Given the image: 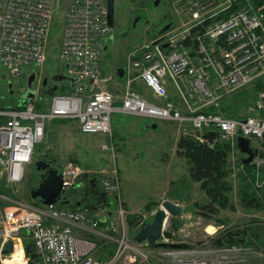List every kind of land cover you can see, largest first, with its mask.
Masks as SVG:
<instances>
[{
	"label": "built area",
	"instance_id": "1",
	"mask_svg": "<svg viewBox=\"0 0 264 264\" xmlns=\"http://www.w3.org/2000/svg\"><path fill=\"white\" fill-rule=\"evenodd\" d=\"M170 5L173 26L128 55L126 88L117 105L111 91L116 76L103 65L111 32L107 0H69L59 64L77 82L73 88L67 86V94L53 97L46 109L28 104L24 109L0 110V174L8 183L24 181L35 148L45 138L47 122L57 119L77 121L83 134L104 136L107 142L102 149L114 159L113 117L117 114L189 126L196 131L195 139L208 145L214 143L203 133L215 132L217 141L229 144L233 153L239 136L260 149L264 141V2L171 0ZM56 15L53 0H0V70L20 80L34 67L42 78ZM138 82L161 104L137 93L134 84ZM240 92L246 95L245 117L210 112ZM60 173L64 196L82 190L86 177H97L113 201L116 217L94 216L87 204L73 209L14 201L0 208L1 256L5 245L19 241L22 232L29 234L38 264H227L235 262L236 253L248 250H162L138 243L127 225L119 171L105 176L69 162ZM110 243L115 244L112 256L98 259L100 249Z\"/></svg>",
	"mask_w": 264,
	"mask_h": 264
},
{
	"label": "rangeland",
	"instance_id": "2",
	"mask_svg": "<svg viewBox=\"0 0 264 264\" xmlns=\"http://www.w3.org/2000/svg\"><path fill=\"white\" fill-rule=\"evenodd\" d=\"M156 2L157 0H116L115 17L119 23L123 24L118 30L119 33L124 31L126 26L139 15H141L142 20L139 23L136 35H132L126 40L119 39L118 42H109L108 50L104 56V68L107 72L114 74L120 68H123L127 64L128 54L139 45L147 42L149 37L157 32L152 26L163 14L170 12V0H162L159 5ZM55 4L57 5V27L53 28L51 32L48 62L41 73L43 79L51 76L54 70L58 68L57 59L61 48L64 20L69 0H55ZM116 29L110 32V35L116 33ZM35 70L36 68L32 67L26 73L28 76L26 75L24 79L20 80L13 79L3 70H0V110H13L16 106H19L21 103L20 97L27 89L30 72ZM43 79L33 86V89L38 90L39 94L32 103L44 109L51 102V98L44 97L39 90ZM66 84L67 82L60 84L58 94L68 93L69 90L64 88ZM234 97L232 95L231 99L238 105L234 104L242 110V114H247L244 102L242 104L241 101H235ZM117 115H114L113 119L115 127L117 123L122 124V121L119 120L135 121L141 119L123 115L119 117ZM141 120L146 121L147 125L150 124V120ZM49 125L50 122H47L46 137L42 143L36 146L32 163L26 170L24 181L18 185H12L7 182L5 177L0 175V208L11 206L14 201L29 202L31 200V190L37 187L40 181L35 163L38 161L43 162L48 158L58 167L68 162H74L84 166V169L90 173H103L105 176H110L115 170L119 171L124 207L127 212V225L132 237L137 235L145 224L152 223L157 211L164 207L165 201H172L181 205L185 208V213L179 218L181 226L174 231L171 230L172 227L170 226L172 216H169L162 240L166 242H173L174 240L173 243L188 245L190 248L186 249L189 250H215L216 247L212 244L211 237L219 234V227L221 230L227 231L229 228L245 229L252 226H264V213L247 212L239 202V177L242 171V160L245 156L238 152L231 155V168L234 173L231 177L234 187L231 199L235 210H221L219 215L211 219H207L201 214L200 207L207 205L209 200L200 184L192 179L189 163L177 154L176 144L178 138H181L183 132L187 129L186 127L178 126V134L173 135V131L160 126L154 137L145 139L146 142H143L144 140L140 138L143 131L140 132L136 127H131L130 131L126 130V132L115 130L116 155L114 159L111 152L103 151L104 140L89 139L82 136L74 120L61 119L59 122H54L51 127ZM118 137H125V141H119ZM154 140L156 146L152 149L143 148V143L149 144ZM260 150L264 152V148L260 147ZM254 164L263 167L264 154L258 157ZM104 207L113 210V214H116V209H113V207L108 205ZM97 211L96 216H99L101 210L97 209ZM101 215H104V213H101ZM219 218L225 221L224 226H218L217 221ZM170 230L173 232V238L166 235V232ZM25 238L28 241V237L24 233L21 236L20 242L22 243H18L21 247L28 244L23 241ZM258 238L255 244L247 247L248 250L239 251L234 255V259H236L234 263L227 264H264V232L261 234V240ZM23 254L24 258L28 259L24 249ZM6 259L0 254V264H6ZM26 259L24 260L26 261ZM156 259L159 258L156 257ZM26 264H28V261H26ZM162 264L168 263L164 262Z\"/></svg>",
	"mask_w": 264,
	"mask_h": 264
},
{
	"label": "trees",
	"instance_id": "3",
	"mask_svg": "<svg viewBox=\"0 0 264 264\" xmlns=\"http://www.w3.org/2000/svg\"><path fill=\"white\" fill-rule=\"evenodd\" d=\"M264 0H256L259 4ZM238 97V98H236ZM244 92L238 93L235 96V101H243L246 99ZM239 99V100H237ZM233 100H224L218 108H212L210 112L219 113L226 118L240 119L245 117L242 114V110L238 108V104ZM245 105V104H244ZM241 106V105H239ZM37 109L42 110L41 106H37ZM15 109H22V107L16 106ZM204 137L213 142L214 145H208L206 143H200L194 137V135H183L177 145V154L180 157H184L190 163V173L192 179L199 183L201 189L205 192L209 203L201 208V214L207 219H211L220 214L221 210H235L232 203L231 195L234 187L231 181L233 170L231 168V155L232 147L220 141H217V134L215 132L205 131ZM264 148V141L261 143ZM259 154L262 152L259 149ZM243 165V164H242ZM240 188L238 191L239 202L243 209L247 212L256 211L264 213V166L258 167L254 163L243 165V170L239 177ZM78 194V193H77ZM81 197L80 202L82 204L88 203L92 209H99L105 205H109V198L100 189L98 184L86 182L83 191L78 194ZM78 202V201H77ZM76 202V203H77ZM70 207L61 206L60 208ZM71 208L77 209L76 206ZM171 230H177L181 226L179 218L172 217L170 220ZM218 226H224L226 224L224 220L218 219ZM166 232V235L172 236V231ZM264 232V226H252L245 229L229 228L227 231H220L219 234L212 238V244L216 248H245L251 246L259 240H261V234ZM25 243H31L25 238ZM115 244H108L107 248H112L114 252Z\"/></svg>",
	"mask_w": 264,
	"mask_h": 264
},
{
	"label": "water",
	"instance_id": "4",
	"mask_svg": "<svg viewBox=\"0 0 264 264\" xmlns=\"http://www.w3.org/2000/svg\"><path fill=\"white\" fill-rule=\"evenodd\" d=\"M115 2L116 0H108V24L111 29L115 27ZM160 0L156 3L159 5ZM141 16H138L134 19V26H136L141 21ZM169 27L162 29L159 34H163L168 30ZM66 69H69V65L66 66ZM120 78L124 77L123 69L119 70ZM37 75L36 72H33L27 80V92L22 96V101L20 107L25 108L27 103L34 100L37 95V92L33 90V86L36 82ZM50 80L55 83V86L50 89L46 95L53 97L58 91V84L66 81L72 83V87L75 86L76 80L68 77L65 74L52 75ZM49 78H45L42 87L45 89L48 85ZM12 86V85H11ZM159 124L154 123L151 127L152 129H157ZM238 148L240 152L247 156L243 159V163L248 165L253 162V160L259 155L258 150L254 149L251 145V141L244 137H238ZM44 162L36 163L38 171L43 170L44 173L40 177V181L37 187L32 188L31 197L33 200L40 202L42 205H58V204H67L70 205V201H65L63 196V178L58 169L51 167L50 164H46V167L41 168L40 164ZM45 164V163H44ZM80 204H78L79 206ZM161 208L154 216V219L151 224H145L141 231L136 235L135 239L139 243L147 242L153 248H163V249H182L187 248L188 246L182 243H164L161 242L164 227L168 221L169 215L175 218H181L185 213V208L179 204H176L172 201H165ZM26 255L31 257V264L35 261L38 262V256L34 252L33 245L27 244L24 247ZM15 252L14 243L8 242L5 246V255H12Z\"/></svg>",
	"mask_w": 264,
	"mask_h": 264
},
{
	"label": "crops",
	"instance_id": "5",
	"mask_svg": "<svg viewBox=\"0 0 264 264\" xmlns=\"http://www.w3.org/2000/svg\"><path fill=\"white\" fill-rule=\"evenodd\" d=\"M54 2H55V0H53ZM125 88H126V83H125V79H123V78H120V77H117V79L113 82V83H111V91H112V93L115 95V97H116V104L117 105H121V99H120V97L122 96V94H123V92H124V90H125ZM134 89H135V91L137 92V93H139V94H141L142 96H144L145 98H147L149 101H151V102H153V103H161V100H159V99H157V98H155L152 94H151V92L149 91V89L148 88H146L143 84H142V82H138V83H136V84H134ZM172 96H173V93L171 92L170 93ZM117 116H119V117H121L122 115H117ZM114 119V118H113ZM142 119V118H141ZM141 119H137V120H135V121H123V120H119V121H122V124L121 123H117L116 124V127H115V125H114V120H113V127H114V131L115 130H118V131H123V132H126V130H129L131 127L133 128V127H136L138 130H140V132L141 131H143V133H141L142 134V136H140V138H142V140H144L143 142H146V140L145 139H147V138H150V139H152L153 137H154V135H155V133H156V131H158L159 130V127L160 126H164V127H166L167 129H169V130H171V131H173L174 132V134L173 135H177L178 133V131H179V125L177 124V123H174V122H161V123H159V126H158V130L157 129H152L151 127H149V126H151L152 125V123L150 122V124L149 125H147V122L146 121H142ZM61 119H57V120H54V121H50V127L54 124V122H56V121H60ZM116 120H117V118H116ZM144 120V119H143ZM75 121V120H74ZM52 122V123H51ZM75 123H77V125H78V127H79V123L77 122V121H75ZM147 125V126H146ZM179 126V127H178ZM47 127L48 126H46V131H47ZM49 127V128H50ZM79 131H80V127H79ZM130 131V130H129ZM80 133H81V135L82 136H84V137H86V138H92V139H102V140H104L105 141V138L103 137V136H100V135H86V134H83L81 131H80ZM115 134H116V131H115ZM127 134V133H126ZM46 135V134H45ZM46 137V136H45ZM125 137H122V138H119L118 137V140L120 141V140H122L123 142L125 141V139H124ZM179 140H180V138H178V141H177V144L176 145H178V142H179ZM155 140L154 141H152V142H150L149 144H146V143H143V148L144 149H147V150H149V149H152L154 146H156L155 145ZM159 143V142H158ZM117 144V143H116ZM232 155H234V154H232ZM180 157V156H179ZM181 158H183L184 159V157H181ZM184 160H186L187 161V163H189L188 162V160L185 158ZM80 165V164H79ZM189 166H190V163H189ZM82 167H84V166H82ZM85 168V167H84ZM190 168H191V166H190ZM29 202H33V200H32V198H31V200L29 201ZM34 203V202H33ZM7 207V206H6ZM79 234V233H78ZM26 235V234H25ZM91 238H93V239H95V237H91ZM112 248H107L103 253H98L97 254V258L98 259H106V258H109V257H111L112 256V254H113V251L111 250ZM114 250H115V247H114Z\"/></svg>",
	"mask_w": 264,
	"mask_h": 264
},
{
	"label": "flooded vegetation",
	"instance_id": "6",
	"mask_svg": "<svg viewBox=\"0 0 264 264\" xmlns=\"http://www.w3.org/2000/svg\"><path fill=\"white\" fill-rule=\"evenodd\" d=\"M162 1V0H161ZM139 16H141V15H139ZM142 20V19H141ZM140 23V22H139ZM139 23L136 25V26H134V19H133V21H131V23H129L127 26H126V28H125V30L124 31H122L121 33H119L118 32V30H119V28H120V26H122L123 24H121V23H119L118 22V19L117 18H115V27H114V29L113 30H115L117 27V29H116V33L114 32L113 33V35H111V41L112 42H114V41H117L118 42V40L119 39H124V40H126V39H129L132 35H136L135 33L137 32V30H138V27H139ZM173 23H174V21H173V19H172V17H171V13L170 12H168V13H166L165 15L163 14L157 21H156V23H154V25L152 26L153 27V29H156V31H157V33L158 32H160L162 29H164V28H166V27H171L172 25H173ZM55 84L51 81V80H49L48 81V85H47V87L44 89H42L41 90V93L44 95V97H49V96H47L46 95V93L50 90V89H52V87L54 86ZM24 94H22L21 95V97H20V102L22 101V96H23ZM38 162H41V161H38ZM38 162H36V163H38ZM43 162L45 163H41L40 164V166H41V168H44V167H46V164H50L51 165V167H53V168H58L57 166H55L54 165V162H51V161H49L48 160V158H47V160L45 159V160H43ZM35 163V164H36ZM39 174H38V177H39V179H40V177H41V175L44 173V171L43 170H41V171H37Z\"/></svg>",
	"mask_w": 264,
	"mask_h": 264
},
{
	"label": "bare ground",
	"instance_id": "7",
	"mask_svg": "<svg viewBox=\"0 0 264 264\" xmlns=\"http://www.w3.org/2000/svg\"><path fill=\"white\" fill-rule=\"evenodd\" d=\"M24 259L25 258L23 254V249L21 245L17 243L15 253L13 254L12 258H7L5 263L6 264H26V261Z\"/></svg>",
	"mask_w": 264,
	"mask_h": 264
}]
</instances>
